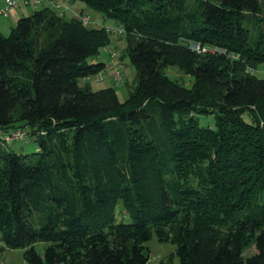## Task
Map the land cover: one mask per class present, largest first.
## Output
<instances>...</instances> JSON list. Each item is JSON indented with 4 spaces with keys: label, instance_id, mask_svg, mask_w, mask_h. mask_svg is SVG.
<instances>
[{
    "label": "trees",
    "instance_id": "obj_1",
    "mask_svg": "<svg viewBox=\"0 0 264 264\" xmlns=\"http://www.w3.org/2000/svg\"><path fill=\"white\" fill-rule=\"evenodd\" d=\"M60 1L0 33V251L148 264L154 234L171 262L264 264V0ZM87 10L125 33L88 27ZM111 37L135 69L124 102L87 83ZM16 131L35 152L8 148Z\"/></svg>",
    "mask_w": 264,
    "mask_h": 264
},
{
    "label": "rangeland",
    "instance_id": "obj_2",
    "mask_svg": "<svg viewBox=\"0 0 264 264\" xmlns=\"http://www.w3.org/2000/svg\"><path fill=\"white\" fill-rule=\"evenodd\" d=\"M64 6L68 5L67 0H62ZM77 6H82L81 4H77ZM34 5L24 7L20 6L19 8L13 9L16 10L14 13H21V16L24 17L28 15L30 11L35 9ZM12 11V10H11ZM10 11V12H11ZM9 12V14H10ZM89 15V24L88 27H92L91 22L93 21L94 17L96 18V13L92 10H87ZM67 18H70V15L67 14ZM2 18L0 17V33L4 35H8L10 33V29L15 27L17 21L22 18ZM99 25L101 26L104 24L105 27L114 26L113 21L109 19H99ZM111 46L117 52V56L113 63L109 60L107 56V51H111V48L106 47L103 49V54L101 56V60L104 63L107 61L110 63L109 67H106L104 71L100 72L99 74L95 75L94 77L88 80V84L91 86L93 90H99L101 88H106L109 86H114L116 89V94L120 102H124L128 98L129 91L135 85L134 76H135V69L131 65L128 59L123 62L125 64V70L122 72L123 77L121 82L116 81L115 77V69L121 63V61H117L122 49L125 47L126 41L125 38H114L111 37ZM109 53V52H108ZM259 78H264V65L260 66L254 73ZM179 76V74L175 70H171L170 73L168 72V76ZM118 80V79H117ZM192 83V78L188 77L185 79V86L190 87ZM201 126H213L214 119L212 116L208 117H200L199 120ZM17 132V131H16ZM8 148L13 150L18 154H31L36 151L37 145L32 142H27L25 140H15L11 141L7 144ZM45 248V244L39 243L36 244L35 250L38 254L43 255V250ZM175 251V246L171 245L170 243H160L156 236L153 234L152 238L145 244V252H148L149 261L148 264H159L160 262H166L167 264H179L177 257H172V262L170 261L171 255L173 256ZM255 252V249L252 248L248 250L245 255H250ZM0 264H27L23 258V250L15 249V250H4L0 251Z\"/></svg>",
    "mask_w": 264,
    "mask_h": 264
},
{
    "label": "built area",
    "instance_id": "obj_3",
    "mask_svg": "<svg viewBox=\"0 0 264 264\" xmlns=\"http://www.w3.org/2000/svg\"><path fill=\"white\" fill-rule=\"evenodd\" d=\"M61 1L60 0H3V5L0 7V17L2 18H7L9 15V12L13 9L19 8L20 6H24V7H28L31 5L34 6H40L41 4L44 3H48L51 4L52 8L57 11L60 12L61 10ZM81 20L84 24H88L89 23V17L87 14H83V16L81 17ZM106 32L114 37H117L119 35H123L125 33V28L121 25H114L111 27H106L105 28ZM189 49L192 50L195 53H208V52H218L220 51L217 48H208V47H204L201 44L198 43H190L188 45ZM110 53V61L113 63V61L115 60L117 54L115 52L112 51H107ZM118 61V59H117ZM125 65L123 63H120L116 69H115V77L118 79H116L117 82H121L122 77H123V71L125 70ZM0 138L2 137V134H0ZM6 141H12V140H19V139H25V135L24 133H21L19 131L17 132H10L9 135L5 136Z\"/></svg>",
    "mask_w": 264,
    "mask_h": 264
},
{
    "label": "crops",
    "instance_id": "obj_4",
    "mask_svg": "<svg viewBox=\"0 0 264 264\" xmlns=\"http://www.w3.org/2000/svg\"><path fill=\"white\" fill-rule=\"evenodd\" d=\"M3 5V0H0V7ZM79 9H81L80 8V6H77L76 4L73 6V9H72V11L73 12H78L79 11ZM16 10H12L11 12H10V14L8 15V19L9 18H14V19H17V18H19V16H21V13H14ZM30 13V12H29ZM28 13V14H29ZM25 16V15H24ZM22 17V16H21ZM100 18L98 17V16H96V18L94 17V19H93V21L91 22V24H92V27H101V26H104V24H102L101 26L99 25V20ZM109 61V60H108ZM107 61V63H105V65H106V67H109V62Z\"/></svg>",
    "mask_w": 264,
    "mask_h": 264
}]
</instances>
